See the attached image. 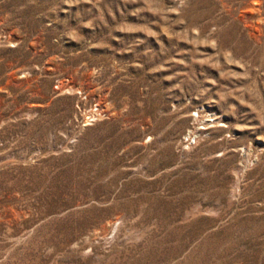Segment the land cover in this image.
<instances>
[{"label": "rangeland", "instance_id": "1", "mask_svg": "<svg viewBox=\"0 0 264 264\" xmlns=\"http://www.w3.org/2000/svg\"><path fill=\"white\" fill-rule=\"evenodd\" d=\"M0 264H264V0H0Z\"/></svg>", "mask_w": 264, "mask_h": 264}]
</instances>
